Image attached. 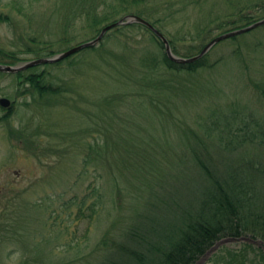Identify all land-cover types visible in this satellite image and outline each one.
Instances as JSON below:
<instances>
[{"label":"rangeland","instance_id":"1","mask_svg":"<svg viewBox=\"0 0 264 264\" xmlns=\"http://www.w3.org/2000/svg\"><path fill=\"white\" fill-rule=\"evenodd\" d=\"M54 1L2 0L0 16L6 19L0 21V49L15 53L22 64L34 58L28 53L33 39L60 38L62 11L47 21ZM162 1L148 9L156 10L151 12L154 18L165 15L162 32L166 30L181 55L191 48L197 52L223 34L213 31L206 42L201 40L207 33L198 35L201 40L196 36L236 4L200 0L199 6L180 10L181 0ZM128 26L111 31L101 42V52H83L60 67L39 65L24 72L44 74L63 90L49 103L37 101L27 84L17 87L10 75L0 76V97L14 100L17 108L16 116L0 120V264H99V242L113 232L119 235L145 208L151 214L191 209L207 186L191 158L192 149L222 177L225 163L264 166L259 136L238 147L235 138L259 132L264 140V45L254 52L241 41L217 43L208 53L212 69L188 77L165 75L174 87L155 91L133 85L140 76L138 56L156 50L155 44L149 33ZM71 27L73 41L56 44L54 50L65 51L87 37L80 22ZM115 36L121 44L113 41ZM246 37L247 44L257 39L264 43V30ZM225 117L233 124L230 131ZM204 124L209 126L208 138ZM9 130H20L19 138ZM92 144L100 148V161L86 158ZM123 158L132 163L123 165ZM250 181V188L261 190L260 179L253 176ZM104 182L109 192L106 213L99 219L78 216L81 198ZM149 186L157 192L152 201ZM218 242L194 264H225L228 250L236 251L238 262L245 258L239 240ZM261 245L254 240V247ZM255 255L248 253L244 264H264Z\"/></svg>","mask_w":264,"mask_h":264},{"label":"trees","instance_id":"2","mask_svg":"<svg viewBox=\"0 0 264 264\" xmlns=\"http://www.w3.org/2000/svg\"><path fill=\"white\" fill-rule=\"evenodd\" d=\"M1 2L2 0H0ZM54 2L56 5L51 9V15L53 16H47V21L49 22L62 11L61 18L64 25L59 28L61 37L56 40L33 39L34 48L28 47V53L32 54L34 58L51 57L62 51L53 49L56 44L69 45L70 41H73V33L70 30L75 28L71 27L72 23L80 22L83 25L82 28L87 31V37H84V40L82 38V41L76 43L77 45L95 38L102 27L129 14L144 18L167 38V32L166 30L165 33L162 32L164 25L161 24L162 19H165V15L161 18H158V14L155 18L151 15V12L156 11L153 8L159 7L154 3L163 4L162 0H57ZM59 3L60 5H58ZM180 4V10H184L189 5L199 6L201 3L200 0H190V2L181 0ZM150 5L153 7L152 9H148ZM171 15L170 12L167 18ZM262 18H264V0H236L231 12L225 16L216 17L214 22L206 25L207 28L199 31L196 36L201 40L198 35L207 33L201 40L206 42L213 31H223L225 33L248 26ZM1 19L5 20L6 18L0 16V21ZM135 26L151 35L156 50H146L138 56L136 61L140 76L136 78L133 84L134 87H145L155 91L165 88V91H167L174 85L170 80H165L163 76L188 77L205 68H213V63H209L208 54L188 64H179L169 60L161 41L146 27L135 24L125 29L134 28ZM123 28L116 27L111 31L117 30L120 32ZM258 30H264V25L227 41L244 42L247 46H253L254 52H256L264 43L262 40L257 39L255 42L247 44L246 36ZM111 31L104 36L103 40L109 37ZM89 35H91L90 38ZM117 37H113V41L121 44V40ZM79 40L81 39L79 38L77 41ZM167 40L175 55L186 58L197 54L203 47V45L200 46L197 52H195L196 48H191L181 55L176 50L173 40L168 38ZM101 42L98 46L82 50L64 61H72L76 55L83 52H101L104 45ZM234 54L235 58L239 59L240 45L236 47ZM20 61L15 53L0 49V62L13 65ZM61 62L55 63L54 66H59ZM22 76L25 78L23 83L29 84L33 88L37 101L47 100V103H49L51 99L63 94L62 89L54 87L52 83L46 81L47 76L44 74H20V77ZM262 95L264 98V91ZM225 123L226 129L230 131L233 124L226 117ZM202 128H205L206 133L203 131L204 136L208 138L210 134L208 132L209 126L204 124ZM38 134L39 132H36V135ZM246 136L247 134H244L242 139L238 135L235 136L237 138L236 147L242 142L249 140L253 142V138L256 139L257 136L260 138L258 145L264 144L259 132L257 134L253 132ZM220 139L223 138L220 137ZM98 149L100 148L95 147L93 144L88 145L86 158H90V161L97 158L100 161V154H97ZM192 152L191 158L200 171L198 175L202 181H205V184L207 183V186L197 196V203L191 209L175 212L165 211L162 214L159 212L151 214V211L145 208V211L140 213L139 216L137 214L136 220L130 223V226L124 228L119 235L113 232L99 242L100 256L97 257L99 264H194L217 240L221 238L237 240L244 237L247 240L239 241L242 246L239 250L245 258L238 262L234 257L236 251L228 250L227 257L229 260L225 264H244L248 259V253L257 254L261 257V261H264V251L262 249L264 247V166L256 167L250 161L246 163V166L225 163L223 166H225L227 173L222 177L219 175V171L216 172L209 165H206L194 149H192ZM121 163L128 167L132 162H128L123 158ZM253 176L261 181L262 188L260 191L257 188H250V178ZM101 178L102 176L99 175L100 180ZM105 185V182L104 184L99 183L97 187L91 189L90 195L81 198L78 202V216L91 219L94 216L98 218L102 213H106L109 209L106 195L109 192L105 191ZM149 189L152 193L148 201H152V198L157 196V192L153 191L150 186ZM89 197L92 198L91 202H88ZM86 212L90 214L86 216ZM256 239L261 240V246H253ZM259 263L251 262V264Z\"/></svg>","mask_w":264,"mask_h":264},{"label":"water","instance_id":"3","mask_svg":"<svg viewBox=\"0 0 264 264\" xmlns=\"http://www.w3.org/2000/svg\"><path fill=\"white\" fill-rule=\"evenodd\" d=\"M131 24H140V25L146 27L147 29H149L152 33H154L155 36L162 42V44L164 46V51L166 53V56L169 58V60L176 62V63H179V64H188V63H193V62L199 60L200 58H202L217 43L224 41V40H227V39L232 38V37H236V36L245 34L247 32H250L251 30H254L260 26H263L264 25V18L254 22L248 26L226 32L224 34H221V35L211 39L201 49L199 54H197L193 57L181 58V57H178L172 53L170 46H169V43L167 42L166 38L156 28H154L153 25H151L148 21H146L145 19H143L137 15H127V16L121 18L120 20L103 27L102 30L100 31L99 35L96 38H94L88 42L74 46V47H72L66 51L55 54L52 57L39 58V59L31 60V61H28V62H25L22 64H17L15 66L0 64V72L17 73L19 71H23L25 69L35 67L38 65L54 64V63L60 62V61L64 60L65 58H67V57H69V56H71V55H73V54H75V53H77L83 49H86V48H89L92 46H96L102 40L103 36L108 31H110L111 29H113L115 27H119V26L131 25ZM1 101H2L4 106H6V104L9 103V101L7 99H3ZM227 241H230V240H223L220 243H225Z\"/></svg>","mask_w":264,"mask_h":264},{"label":"flooded vegetation","instance_id":"4","mask_svg":"<svg viewBox=\"0 0 264 264\" xmlns=\"http://www.w3.org/2000/svg\"><path fill=\"white\" fill-rule=\"evenodd\" d=\"M1 63V62H0ZM24 72H21V73H16V74H12L10 75L12 77V83L16 86L17 84V87L19 85V83H23L25 78L24 76L20 77V74H23ZM3 73L0 72V76H2ZM29 75H32V74H29ZM29 86V84H27ZM4 97H0V110H2V114L3 116L0 118V120L2 119H6V118H12L14 117V115L16 116V107H14V100H9V103L6 104V106L3 105L2 101ZM7 121H10V120H7ZM11 131L10 135L13 136V137H18V132L20 133V130L19 131H16L15 134H14V130H9Z\"/></svg>","mask_w":264,"mask_h":264}]
</instances>
